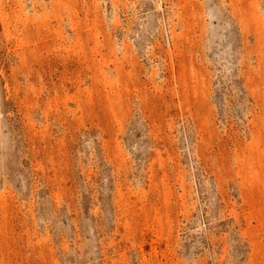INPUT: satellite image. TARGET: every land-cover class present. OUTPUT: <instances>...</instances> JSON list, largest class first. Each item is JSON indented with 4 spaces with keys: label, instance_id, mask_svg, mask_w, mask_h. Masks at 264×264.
Wrapping results in <instances>:
<instances>
[{
    "label": "rangeland",
    "instance_id": "1",
    "mask_svg": "<svg viewBox=\"0 0 264 264\" xmlns=\"http://www.w3.org/2000/svg\"><path fill=\"white\" fill-rule=\"evenodd\" d=\"M0 264H264V0H0Z\"/></svg>",
    "mask_w": 264,
    "mask_h": 264
}]
</instances>
